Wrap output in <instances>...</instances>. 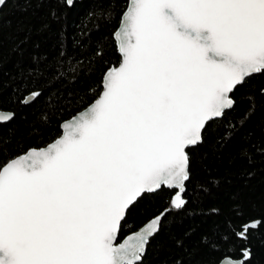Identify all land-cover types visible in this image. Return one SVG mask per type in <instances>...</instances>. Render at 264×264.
<instances>
[{
  "label": "snow or ice",
  "instance_id": "snow-or-ice-1",
  "mask_svg": "<svg viewBox=\"0 0 264 264\" xmlns=\"http://www.w3.org/2000/svg\"><path fill=\"white\" fill-rule=\"evenodd\" d=\"M120 24L100 98L46 148L0 165V264H142L165 213L121 239L128 211L163 187L186 204V148L264 74V0H128Z\"/></svg>",
  "mask_w": 264,
  "mask_h": 264
},
{
  "label": "trees",
  "instance_id": "trees-1",
  "mask_svg": "<svg viewBox=\"0 0 264 264\" xmlns=\"http://www.w3.org/2000/svg\"><path fill=\"white\" fill-rule=\"evenodd\" d=\"M127 0H7L0 10V165L56 140L60 126L102 91L121 58L114 33ZM40 95L22 103L31 92ZM235 107L205 126L187 151L186 204L174 190L144 194L127 213L121 239L165 212L142 264H218L225 256L264 264V74L232 93ZM251 98V99H250ZM255 224L245 238L243 225Z\"/></svg>",
  "mask_w": 264,
  "mask_h": 264
},
{
  "label": "water",
  "instance_id": "water-1",
  "mask_svg": "<svg viewBox=\"0 0 264 264\" xmlns=\"http://www.w3.org/2000/svg\"><path fill=\"white\" fill-rule=\"evenodd\" d=\"M6 1H7V0H4V2H3L2 4H0V10H1V8L4 6V4L6 3ZM74 1H75V0H71V3L69 4V3H68V0H67V3H68L69 6H71V5L73 4ZM127 4H128V0H127ZM126 10H127V7H126L125 11H126ZM122 15H123V14H122ZM121 19H122V17H121ZM120 27H121V24L119 23V26H118L117 30L115 31V33L120 29ZM115 33H114L113 38H114V41H115V44H116L117 52H118L120 58L122 59V55H121V53H120V51H119V48H118V44H119V42H118L117 37L115 36ZM119 64H120V63H119ZM117 67H119V65H118ZM111 68H113V67H111ZM111 68H110V69H111ZM110 69H109V70H110ZM109 70H107L106 73H107ZM106 73H105L104 76H103V80H102V91H101V93H102L103 90H104V89H103V84H104V77H105ZM255 75H256V74H255ZM101 93H100V95H101ZM100 95H99L98 99L100 98ZM96 100H97V99H96ZM96 100H95V101H96ZM32 101H33V100H30L29 103H24V104H30ZM95 101H94V102H95ZM94 102H93V103H94ZM93 103H92V104H93ZM92 104H91V105H92ZM91 105H89L88 107H90ZM88 107H87V108H88ZM87 108H86V109H87ZM86 109H84L83 111H85ZM83 111H81V112H83ZM81 112H79V113H81ZM79 113L76 114L75 116H73L72 118H70L69 120H67V121H65V122H63V123L61 124V126H60V130H61V134H60V136L62 135V132H63V128H62V126H63L66 122L72 121L74 117H77V116L79 115ZM217 119H220V118H215V119H213V120H217ZM213 120H211V121H213ZM211 121H209V122H211ZM209 122H207V123H209ZM6 123H8V122H6ZM0 124H4V123H0ZM206 125H207V124H206ZM203 130H204V129H203ZM203 130H202V133H203ZM60 136H59V137H60ZM59 137H58V138H59ZM58 138H57V139H58ZM54 141H55V140H54ZM54 141H53V142H54ZM53 142H51V143H53ZM201 142H202V141H201ZM201 142H199L198 144L193 145V146H188V147L186 148V152H187L189 149H191V148H195V147H196L197 145H199ZM51 143H50V144H51ZM48 145H49V144H48ZM48 145H47V146H48ZM47 146H45V147H43V148H46ZM31 150H32V149L28 150L26 153L30 152ZM26 153H24V154H22V155H20V156H23V155H25ZM186 182H187V181H186ZM185 184H186V183H185ZM163 188L168 189L167 187H163ZM168 190H171V189H168ZM158 191H159V190H158ZM158 191H156V192H158ZM156 192H154V193H156ZM184 192H185V191H184ZM148 194H153V193H148ZM183 194H184V193H183ZM174 195H175V194H174ZM174 195H173V196H174ZM172 198H173V197H172ZM164 213H165V212H164ZM159 215H160V214H159ZM164 215H165V214H164ZM164 215H163V217H164ZM163 217H162V218H163ZM149 221H150V220H149ZM149 221H148V222H149ZM148 222H147V223H148ZM145 224H146V223H145ZM145 224H144V225H145ZM144 225H143V226H144ZM155 235H156V234H155ZM155 235H154V236H155ZM154 236H153V237H154ZM153 237H152V238H153ZM152 238H151V239H152ZM151 239H150V240H151ZM149 242H150V241H149ZM147 245H148V244H147ZM146 248H147V246H146ZM145 253H146V252H145ZM145 253H144V255H145ZM144 255H143V257H144ZM230 259H231V258H230ZM231 260H233V259H231ZM244 260H245V257H244L243 259H241V260H233V261H243V263H244ZM218 264H220V262H219Z\"/></svg>",
  "mask_w": 264,
  "mask_h": 264
}]
</instances>
